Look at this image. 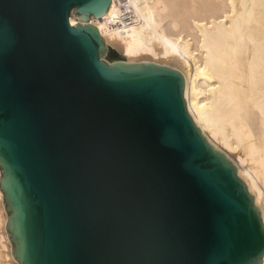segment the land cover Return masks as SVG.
<instances>
[{"label":"water","instance_id":"1","mask_svg":"<svg viewBox=\"0 0 264 264\" xmlns=\"http://www.w3.org/2000/svg\"><path fill=\"white\" fill-rule=\"evenodd\" d=\"M110 3L0 0V192L12 257L261 264L259 210L188 115L182 75L102 59L89 18Z\"/></svg>","mask_w":264,"mask_h":264},{"label":"bare ground","instance_id":"2","mask_svg":"<svg viewBox=\"0 0 264 264\" xmlns=\"http://www.w3.org/2000/svg\"><path fill=\"white\" fill-rule=\"evenodd\" d=\"M89 23L107 63L150 62L182 75L188 115L236 168L264 225V0H111ZM6 221L0 192V264H18Z\"/></svg>","mask_w":264,"mask_h":264},{"label":"rangeland","instance_id":"3","mask_svg":"<svg viewBox=\"0 0 264 264\" xmlns=\"http://www.w3.org/2000/svg\"><path fill=\"white\" fill-rule=\"evenodd\" d=\"M112 59H114V56L113 55H109L108 60H112Z\"/></svg>","mask_w":264,"mask_h":264}]
</instances>
